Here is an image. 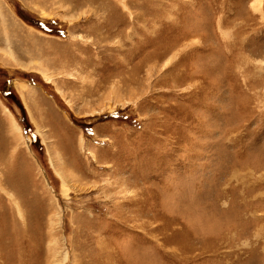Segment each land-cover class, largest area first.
I'll use <instances>...</instances> for the list:
<instances>
[{"label": "rangeland", "instance_id": "obj_1", "mask_svg": "<svg viewBox=\"0 0 264 264\" xmlns=\"http://www.w3.org/2000/svg\"><path fill=\"white\" fill-rule=\"evenodd\" d=\"M0 106V264H264V0H0Z\"/></svg>", "mask_w": 264, "mask_h": 264}, {"label": "crops", "instance_id": "obj_2", "mask_svg": "<svg viewBox=\"0 0 264 264\" xmlns=\"http://www.w3.org/2000/svg\"><path fill=\"white\" fill-rule=\"evenodd\" d=\"M4 107V108H3ZM7 111L6 106H0V147L2 148V151H4L6 148V146L8 147V144H10V146L13 144V142L11 141V136H8V131H9V124H10V119L11 116L10 114H5V110ZM16 122V121H15ZM17 123V122H16ZM7 134V135H6ZM10 137V138H8ZM7 139L9 140L10 143H7Z\"/></svg>", "mask_w": 264, "mask_h": 264}, {"label": "bare ground", "instance_id": "obj_3", "mask_svg": "<svg viewBox=\"0 0 264 264\" xmlns=\"http://www.w3.org/2000/svg\"><path fill=\"white\" fill-rule=\"evenodd\" d=\"M10 126V125H9ZM12 127V126H11ZM13 131H14V135L13 136H15L14 138H18V136H19V133H20V130H19V128H17V126L15 125V123L13 122ZM12 131V132H13ZM19 132V133H18ZM10 134V133H9ZM11 135V134H10ZM13 138V137H12ZM31 140L30 139H28V144H29V142H30Z\"/></svg>", "mask_w": 264, "mask_h": 264}]
</instances>
